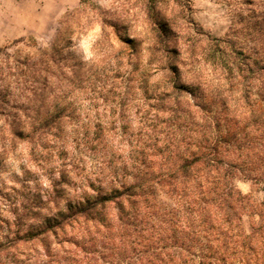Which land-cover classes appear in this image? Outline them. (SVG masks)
I'll return each mask as SVG.
<instances>
[{
    "label": "trees",
    "instance_id": "obj_1",
    "mask_svg": "<svg viewBox=\"0 0 264 264\" xmlns=\"http://www.w3.org/2000/svg\"><path fill=\"white\" fill-rule=\"evenodd\" d=\"M163 1L80 0L60 16L50 44L18 37L0 45V168L17 142L42 145L47 136L60 133L77 118L82 103H94L96 88L103 87L99 78L118 75L123 64L131 67L126 82L137 80L142 102L133 150L119 165L107 162L108 186L91 188L92 194L61 208L55 186L49 198L57 210L53 218L4 236L0 264L18 252L14 246L20 242L38 240L51 254L50 237L67 235L65 227L80 221L105 230L100 239L89 230L74 235L81 251H91V264L105 259L109 264H264V203H250L234 184L264 179V57L259 51L251 58L231 50L241 58L239 71L255 73L254 93L233 90L232 84L246 76L230 67L222 77L227 88L224 82L214 88L198 80L190 84L182 76L179 40L181 30L190 27L189 0H171L178 8L168 11ZM255 1L264 4L241 0ZM96 25L101 31L92 45L96 52L82 59L73 45ZM156 76L163 77L160 85ZM232 92L237 94L233 100ZM126 96L120 99L122 109L130 102ZM113 123L92 126L90 148L102 142V132ZM121 127L124 133L127 122ZM61 177L59 183H66ZM159 191L171 204L158 202ZM249 207L258 221L246 232L241 217ZM39 212L40 207L23 206L14 224ZM98 244L102 250H96Z\"/></svg>",
    "mask_w": 264,
    "mask_h": 264
},
{
    "label": "rangeland",
    "instance_id": "obj_2",
    "mask_svg": "<svg viewBox=\"0 0 264 264\" xmlns=\"http://www.w3.org/2000/svg\"><path fill=\"white\" fill-rule=\"evenodd\" d=\"M79 1L0 0V45L18 37H33L41 44H50L60 16L77 7ZM93 1L107 4L112 0ZM256 2L244 4L241 0H189L186 14L191 21L190 27L181 30L179 36L180 46L184 50L182 76L185 81L190 84L196 80L198 84L209 82L212 88L218 82H224L223 88H227L229 82L225 83L222 77L230 67L233 74L246 76L245 79L238 77L232 84L233 90L239 92L245 87L255 92V73L239 71V68H243L238 62L241 58L231 50H241L251 58L259 51L264 57V4ZM175 6L171 0L162 2V8L167 11L178 8ZM129 31L133 36L134 29L130 28ZM100 35L101 31L96 25L74 42L73 48L77 55L82 59L93 57L96 51L92 45ZM139 38L144 39V35L140 34ZM141 55V59H145V53ZM114 64L112 62V66ZM130 69L129 65L123 64L118 75L108 72L102 79L100 77L99 82L103 87L96 88L93 96L97 98L94 103L91 106H88V102L82 103L77 110V118L70 123L66 122L60 133L47 136L42 145L26 140L15 144L0 168V240H4V236L10 237L16 228L22 233L35 229L45 218H53L57 210L49 198H53L52 189L55 186L61 193L60 208L68 202L79 200L81 194H92V189L97 186H108L107 162L112 159L119 165L121 160L128 157L133 150L132 143L135 142L132 136L136 135L141 126L142 102L137 80L126 82ZM261 77L264 82V76ZM133 78H136V74H133ZM156 79L159 85L163 82L162 76H156ZM129 84L131 88L127 86ZM98 96H105L106 101ZM124 96L130 102L122 109L119 103ZM233 97H237L234 92L229 99L233 100ZM112 122L113 126L102 132V142L90 148V141L95 134L92 126ZM123 122H127L124 133L121 127ZM61 176H64L62 180L66 183H59ZM89 184H93L92 187ZM234 184L242 194L249 197L250 203H264V179L257 183L236 179ZM158 202L171 204L162 191L158 192ZM29 204L40 207L39 214L34 219L23 217L17 227L14 224L17 214L23 206ZM241 220L243 229L250 232L258 216L249 207L242 214ZM86 230L97 239L105 231L99 226L94 227L91 222L80 221L65 227L67 235L60 233L58 237H50L51 254L45 251L46 247L40 241L33 240L16 244L14 247L18 252L2 260L4 264H78L84 258V264H91V251H81L80 243L74 244L73 239L75 234H83ZM76 238L80 242L79 237ZM95 248L103 249L99 244ZM10 251L12 253L14 248ZM102 253L104 255L106 251ZM98 262L110 263L109 259Z\"/></svg>",
    "mask_w": 264,
    "mask_h": 264
}]
</instances>
